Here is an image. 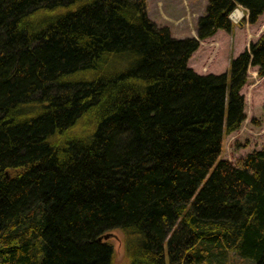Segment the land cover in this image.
Instances as JSON below:
<instances>
[{
  "label": "trees",
  "instance_id": "16d2710c",
  "mask_svg": "<svg viewBox=\"0 0 264 264\" xmlns=\"http://www.w3.org/2000/svg\"><path fill=\"white\" fill-rule=\"evenodd\" d=\"M238 6L264 14L209 0L177 39L147 0H0V264H113L115 230L129 264H200L206 247L264 264V148L220 159L264 35L229 73L189 67Z\"/></svg>",
  "mask_w": 264,
  "mask_h": 264
},
{
  "label": "rangeland",
  "instance_id": "374dc122",
  "mask_svg": "<svg viewBox=\"0 0 264 264\" xmlns=\"http://www.w3.org/2000/svg\"><path fill=\"white\" fill-rule=\"evenodd\" d=\"M147 4L149 16L155 23L168 26L174 38L185 39L197 36L198 20L205 14L209 0H147ZM232 14L231 30H219L202 41L189 60V67L198 74L229 73L231 61L264 35V14L254 24L249 22L246 10L240 6ZM240 94L245 100L246 120L239 130L224 133L220 157L234 164L252 151L264 148V77L258 76L256 68H249L248 81ZM106 235L109 237L105 240L115 251L113 264H129L124 233L115 230ZM206 249L210 256L200 264H255L233 253L213 251L211 247Z\"/></svg>",
  "mask_w": 264,
  "mask_h": 264
},
{
  "label": "water",
  "instance_id": "95a60500",
  "mask_svg": "<svg viewBox=\"0 0 264 264\" xmlns=\"http://www.w3.org/2000/svg\"><path fill=\"white\" fill-rule=\"evenodd\" d=\"M108 237H109L108 235H105V236H104V239H108Z\"/></svg>",
  "mask_w": 264,
  "mask_h": 264
},
{
  "label": "crops",
  "instance_id": "0c3cea01",
  "mask_svg": "<svg viewBox=\"0 0 264 264\" xmlns=\"http://www.w3.org/2000/svg\"><path fill=\"white\" fill-rule=\"evenodd\" d=\"M149 14V13H148ZM150 15V14H149ZM152 20H153V18L151 17V16H149ZM154 21V20H153ZM156 21V20H155Z\"/></svg>",
  "mask_w": 264,
  "mask_h": 264
},
{
  "label": "bare ground",
  "instance_id": "6f19581e",
  "mask_svg": "<svg viewBox=\"0 0 264 264\" xmlns=\"http://www.w3.org/2000/svg\"><path fill=\"white\" fill-rule=\"evenodd\" d=\"M233 15V14H232ZM232 15H231V17H232ZM239 16V15H238ZM241 17V16H240Z\"/></svg>",
  "mask_w": 264,
  "mask_h": 264
}]
</instances>
